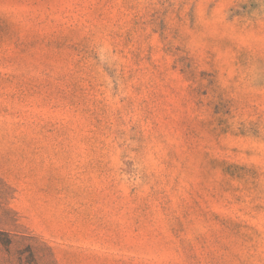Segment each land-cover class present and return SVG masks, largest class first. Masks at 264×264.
I'll return each instance as SVG.
<instances>
[{"label": "rangeland", "instance_id": "374dc122", "mask_svg": "<svg viewBox=\"0 0 264 264\" xmlns=\"http://www.w3.org/2000/svg\"><path fill=\"white\" fill-rule=\"evenodd\" d=\"M0 264H264V0H0Z\"/></svg>", "mask_w": 264, "mask_h": 264}]
</instances>
